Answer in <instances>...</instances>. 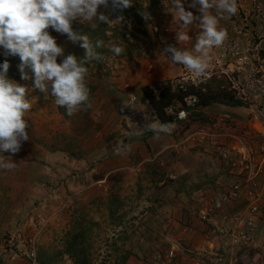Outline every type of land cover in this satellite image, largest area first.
<instances>
[{"label": "rangeland", "instance_id": "1", "mask_svg": "<svg viewBox=\"0 0 264 264\" xmlns=\"http://www.w3.org/2000/svg\"><path fill=\"white\" fill-rule=\"evenodd\" d=\"M133 2L142 8L143 12L149 13L150 19L145 20L142 16L143 24L125 19L119 26L134 45L117 41L116 44L125 48L124 54L116 56L109 51L103 56L102 62L93 61L86 65L89 70L86 82L97 88L88 114L80 110L72 115L71 119L66 118L55 105L54 98L50 94L46 98L45 93L34 87L32 78L21 79L18 66L0 47V65L5 60L9 62L8 77L28 89L27 98L32 105L31 110L25 115L29 140L22 143L21 150L16 154L0 153V156H11L13 162L18 164L14 170H0V264H17V262L30 264L26 253L29 252L31 240L35 236L37 254L43 250L53 255L61 250L66 233L72 227L71 213L76 208L75 203H78L77 208H79L95 195L107 194V190L117 180L125 190L122 195L130 198L127 207L130 214H127L124 224L118 227L109 223L105 207L99 212L92 210L91 217L101 223V228L94 239V264H118L127 253L129 255L124 264L140 262L149 264L156 255L151 258V255L134 253L133 250L137 248L136 243L139 242L137 236L146 235L144 231L148 229L149 221L152 224L157 223L155 217L158 211L164 210V208L160 209L162 205L159 203L162 197L165 201L170 197L176 199L185 196L190 200L187 205L191 209L193 207L196 209V205L197 209H202L206 205L216 208L217 203L211 201L226 191L227 178H231L230 169L216 151V144L205 140L180 148L173 146L186 132L199 128V123L190 124L188 131L185 130V125L179 124L174 126V131L170 135L161 133L160 139L148 143L156 148L151 158L150 152L146 154L144 148L149 138L146 137V132L149 130H144L140 135H133L140 128L143 129L146 123L157 122L152 108L145 99L139 98L142 83L137 82L134 77L143 75L144 71L151 67L150 65L152 68L168 67L174 71L173 66L176 64L167 58L171 54L164 53V49L171 44L169 42L164 44L161 40L166 31L175 36L179 31L178 17L167 14L172 0H133ZM183 2L185 9L192 11L188 6L190 0ZM211 11L213 15L216 14L215 9ZM192 12L196 16L200 15L199 12ZM197 22L199 24L198 20ZM195 27L189 26V29L185 30L191 33L190 37L194 36L195 32L201 31L200 27L197 25ZM59 46L64 48L65 55L74 54L80 58L78 43H72L66 35L63 36ZM172 46L182 51H185L184 48L192 49L187 43L172 44ZM217 59L215 51L210 50L207 60L209 66L205 74L212 73ZM61 61L62 58H58V63ZM184 73H188L190 82L197 83L206 78L205 74L197 76L188 70ZM178 79L180 77L172 78L175 83H178ZM126 84H130V87L126 88ZM160 89L162 87H157L155 92L158 94ZM131 94L137 96L138 107L134 106L135 114L132 118H126L124 110L121 111L122 100L128 101ZM214 109L217 112L206 109L202 114L212 120L216 116L230 114L236 132L253 142L252 134L247 129L246 108ZM127 138L129 139L127 151L117 155L115 149L118 145H123L125 139L127 142ZM141 138L146 139V142ZM163 152H165L163 164H169L166 173L169 187H149L150 183L147 181L143 182L145 189L142 195L136 194L134 187L143 168L140 171H123V168L135 167L140 162H143L144 167V162H151L154 155L158 156ZM106 176L105 185H100L99 181ZM131 187L134 189L130 190ZM199 187L204 193L200 197V193L194 192ZM166 205L165 209L174 213L173 208L176 209V206ZM156 208H159L157 212ZM149 226L151 242L154 244H151L149 249L156 244L159 245L155 246L156 250L162 246L169 249V243L163 245L161 241L154 243L157 237L153 234L157 231ZM255 245L256 243L251 246L252 251L260 248ZM55 264L73 263L67 255H64Z\"/></svg>", "mask_w": 264, "mask_h": 264}, {"label": "clouds", "instance_id": "2", "mask_svg": "<svg viewBox=\"0 0 264 264\" xmlns=\"http://www.w3.org/2000/svg\"><path fill=\"white\" fill-rule=\"evenodd\" d=\"M110 4L112 12L117 9L123 11L132 6V0H0V47L4 49L5 55L19 57L21 79L31 78L26 71L30 69L34 76V87L45 93L46 98L50 94L55 105L63 107L69 117L91 107L90 89L86 84L89 70L86 65L103 61L98 49L105 47L103 39H96L93 43L87 34L74 31L72 22L98 21L109 24L114 21L119 26L125 21L123 15L113 19L112 15L109 17L100 11L101 8L109 9ZM188 6L196 9L200 15L186 10L183 0H172L168 11L179 20V31L176 32L178 42L188 41L191 37L185 29L199 21L201 31L196 36L194 52L200 55L172 45L165 48L164 53L171 54L167 58L173 64L184 65L190 72L202 76L209 66V51L223 46L228 39L227 30L219 27V19L237 13V0H190ZM213 9L215 15L212 14ZM141 15L145 20L150 19L147 12ZM91 27L96 29L97 24L92 23ZM49 28L66 35L72 43H78L85 50L84 57L65 55L64 48L50 35ZM107 47L116 56L125 53V48L115 42H109ZM58 58H62L59 63ZM9 67L7 60L0 65V153L16 154L21 150L22 143L29 140L25 115L32 105L27 98L28 89L8 77ZM129 107L134 108L132 102L122 100L121 111ZM186 117V112L177 114L178 119ZM144 130L154 132L153 138L158 140L161 133L170 135L174 125L148 122L133 135H140ZM125 151L127 145H118L115 149L117 155ZM17 167L11 156H0V170L11 171Z\"/></svg>", "mask_w": 264, "mask_h": 264}, {"label": "built area", "instance_id": "3", "mask_svg": "<svg viewBox=\"0 0 264 264\" xmlns=\"http://www.w3.org/2000/svg\"><path fill=\"white\" fill-rule=\"evenodd\" d=\"M238 11L235 15L219 19V27L227 30L228 39L217 51L218 59L212 68V73H206L205 79L212 75L223 76L230 85L234 95L245 103L248 111L247 129L251 132L253 142L236 132L233 118L230 114L216 116L214 123L202 126L195 131L186 132L176 143V148L188 144L211 141L216 144V151L227 162L233 183L228 186L219 202L221 209L215 210L212 205L204 206L198 214L201 223L222 239L219 252L213 254L216 264H236L234 252H248L257 242L258 228L264 213V0H237ZM192 11L198 12L192 8ZM57 44L61 35L51 28L48 29ZM200 32H195L196 38ZM185 89L186 79L178 82ZM126 88L130 84L125 85ZM133 107L138 98L131 94L128 98ZM198 98L190 96L185 99L187 113L193 109L201 110ZM126 118L135 114L133 108L124 109ZM178 112V113H179ZM142 163L123 171H139ZM107 176L99 181L105 185ZM243 206L237 209V206ZM232 208L233 211L230 209ZM36 236L31 240V247L26 253L30 264H37ZM190 261L187 264H203L200 254L189 251ZM178 251L171 249L161 253L150 264L159 262L174 264ZM192 261V262H191Z\"/></svg>", "mask_w": 264, "mask_h": 264}, {"label": "trees", "instance_id": "4", "mask_svg": "<svg viewBox=\"0 0 264 264\" xmlns=\"http://www.w3.org/2000/svg\"><path fill=\"white\" fill-rule=\"evenodd\" d=\"M100 11L105 12L109 17L112 15L113 19L118 15H123L125 19L143 24V17L141 15L143 9L134 3L133 0L132 6L123 11L117 9L112 12L111 4L109 5V9L101 8ZM92 23L97 24L96 29H92ZM72 28L76 32L87 34L93 43L96 39H103L105 47L98 49L102 56L108 54L109 49L106 47V44L109 42L116 43L117 41H121L128 45H134L130 38L122 32L120 26L113 24V22L104 24L99 23L98 21L80 22L77 20L72 22ZM78 48L80 49V58H83L85 50L80 46ZM10 59L16 66L19 65L20 59L18 56H10ZM26 71H28L34 81V76L31 73V70L27 69ZM86 84L90 89L91 102L95 96L94 94L96 93L97 88L91 83L86 82ZM184 84L185 89H182L179 83H168V86L162 87L158 94L148 85L142 87V92L148 103L151 105L155 117L160 123H171L174 126L179 124L185 125V130L188 131L190 124L192 125L195 122L199 123V128L205 124L210 125L214 123V120L202 114L205 109H210L214 106L225 107L227 109H239L245 107V103L234 95L230 89L228 81L223 76L218 77L212 75L206 80L197 83L188 81ZM190 96H196L198 98L197 104L202 109L198 110L195 108L189 112L186 120H178L177 114L180 110L185 108V99ZM58 108L66 118H72V116L69 117L66 114L63 107ZM83 111H85V114H88L87 112L89 111V108ZM147 136H150V132L148 131L146 132V137ZM144 138L141 139L145 140L143 142H146V139ZM177 142H179V139ZM127 143H129L128 138L127 142L126 139L124 140L123 145H127ZM144 148L146 149V154L150 152L149 157L151 158L155 153L156 148L151 147L148 142L144 144ZM164 153L165 152L160 153L158 156L154 155L151 162H144L143 172L138 178L137 184L134 187L135 189L131 187L130 190L134 189L136 190V194L142 195L143 189H145L143 182L147 181L150 183L149 187H169V184L166 182V173L169 164H163ZM198 189H200V187L197 188V190ZM124 191L123 185L117 180V182H114L109 190H107V194L95 195L89 202L79 208H77L78 203H75L76 205L73 204L76 208L71 213L72 227L70 231L66 233V238L63 240V248L53 255L40 250L37 254L38 264H55L64 255H67L73 264H94V239L97 231L101 228V223L91 217V212L92 210L99 212L105 207L109 223L113 226H122L126 220L127 214H130V211L127 210L130 198H125L122 195ZM128 255L129 253H127V256L119 261L121 263L118 264H124ZM188 255H190V252Z\"/></svg>", "mask_w": 264, "mask_h": 264}, {"label": "crops", "instance_id": "5", "mask_svg": "<svg viewBox=\"0 0 264 264\" xmlns=\"http://www.w3.org/2000/svg\"><path fill=\"white\" fill-rule=\"evenodd\" d=\"M187 9H189V8H187ZM167 14H170L171 17L173 16L171 12H168ZM195 25H197V27H200L198 25V22L196 24L193 23V25H190V27H195ZM199 30H201V29H199ZM188 34L191 35L190 32H188ZM163 37H165L166 39L164 40ZM189 40L192 42H184L183 41V43L184 44L187 43L188 45H191L192 49L190 50V49L184 48V50L192 52L194 55L199 54V53L194 52V44L196 42L195 36H192ZM161 41L164 44H167L169 42V44H171V45L172 44H179V43L183 44L182 42H178L176 40L175 35L168 34L167 31H166V33H163ZM215 53L217 54V51H215ZM165 60H167V59H165ZM150 66L151 67H149V69L147 68L146 71L143 70L145 72L143 75H140L138 77H134L137 82L141 81V83H142L141 87L148 85L156 91L157 87H164V86H168V83H174L173 81H175V80H172L173 77H175L176 79H177V77H180V79H178L177 81H180L182 79H186L187 82H188V79L190 78L187 75L188 73H184L186 70H188V68L184 65L176 64V66H173L174 71H176V72H174L171 68H168V67H156L155 66V67H153L154 68L153 69L152 65H150ZM168 81H170V82H168ZM164 82H166V83H164ZM139 85H140V83H139ZM139 98H141V100L145 99L146 103L149 104L147 99L145 98L143 92H142V89L139 92ZM149 106L151 107L150 104H149ZM136 107H138V106L136 105ZM214 108H219V106H214L210 109H207V111L211 110L213 112H217L216 109H214ZM203 111H206V109ZM137 112H138V110H137ZM157 122L160 123L159 120H157ZM148 132H150V136L147 139V142L151 143L154 140L153 137H154L155 133L152 131H148ZM227 180L228 181H226L227 182L226 185L230 186L231 183H233L234 178H227ZM194 192L200 193L199 197L203 196V194H204L203 192H201V189L194 191ZM224 193H225V191L222 192L219 195V197H217V198L215 197V199L212 200L211 202L217 203V201L220 200L221 196ZM161 200L162 201L159 202L160 205H162L160 207V209L164 208V210L158 211V214L155 217V219L157 220V223L153 222V224H152L149 221V223L147 224L148 229L146 230V232L144 231V233H146V235L139 234L137 236L139 238V242L136 243L137 248L135 250H133V252L138 253V254H145L147 256L151 255L150 257L152 258L154 255L159 256L161 253H164L165 251H169L171 249H176L178 251V255H177L178 257H177L176 261L174 262V264H187L190 261V258L188 257V253H189V251H192L194 253L200 254V256L203 257V259H204L203 264H216L213 261V254H216L219 252L220 245L222 243V239L219 238L217 235H215L208 226H206L205 224H203L199 221L197 213H199L201 208L197 209V205H196V209L193 207L192 209H194V210H192L191 207H189V205H187V203L190 200H188V198L185 196H184V198L177 197L176 199L170 197V198H167L165 200L166 202L164 201V197H162ZM169 200H171V202H169ZM145 201H148V200H145ZM166 204H169V205L173 204L176 206V209L173 208L174 213L170 210L168 211L167 209H165L167 207ZM215 206H216L215 210L221 209V204H219V206L217 204H215ZM242 207L243 206L239 205V206H237V209L242 208ZM158 209L156 208V212ZM230 209L233 211L232 208H230ZM156 212H155V214H156ZM162 215H164V216H162ZM159 216H162V217H159ZM261 217H262V220H261V224L258 228L257 242L255 245V247L260 246V248L257 250H253V251H252V249H253L252 248L248 252H245V251L234 252L233 256L236 259V261H235L236 264H264V213L261 215ZM149 225L154 227L157 231V233L153 234V236L157 237V239L154 240V243L159 242V241H161L162 245H163V243H169L168 244L169 249H166L165 247L162 246L158 250H156L155 246H159L158 244H156L153 248L149 249L151 247V244H152V242H151L152 237H150L151 231L149 229V227H150ZM157 229H159L160 231ZM140 231H141V229H140ZM152 245H154V244H152ZM130 249H132V248H130ZM153 252H154V254H153ZM157 254H159V255H157ZM156 256L153 257L154 260H155ZM150 260L152 261V259H150ZM150 260H148V262ZM0 261H1V259H0ZM19 263L20 262H17V264H19ZM20 264H22V263H20ZM136 264H143V263L140 262V263H136ZM155 264H167V263L166 262L165 263L159 262V260H158Z\"/></svg>", "mask_w": 264, "mask_h": 264}]
</instances>
